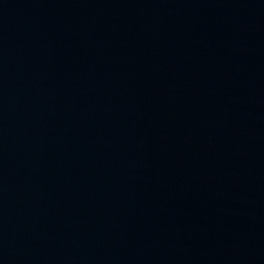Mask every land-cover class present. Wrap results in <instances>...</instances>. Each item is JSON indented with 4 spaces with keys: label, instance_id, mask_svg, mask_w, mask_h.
I'll return each instance as SVG.
<instances>
[{
    "label": "water",
    "instance_id": "obj_1",
    "mask_svg": "<svg viewBox=\"0 0 264 264\" xmlns=\"http://www.w3.org/2000/svg\"><path fill=\"white\" fill-rule=\"evenodd\" d=\"M0 264H264V0H0Z\"/></svg>",
    "mask_w": 264,
    "mask_h": 264
}]
</instances>
